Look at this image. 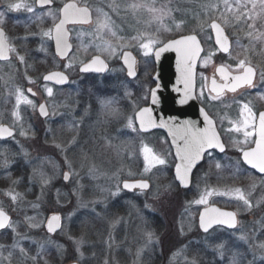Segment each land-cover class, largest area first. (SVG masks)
Returning <instances> with one entry per match:
<instances>
[{
  "label": "snow or ice",
  "instance_id": "6c2138e0",
  "mask_svg": "<svg viewBox=\"0 0 264 264\" xmlns=\"http://www.w3.org/2000/svg\"><path fill=\"white\" fill-rule=\"evenodd\" d=\"M182 2L183 0H165L163 3H158V0H119V2L111 0L106 5L108 10L105 11L102 7H89L87 3L80 6L75 0L65 3L59 9L54 7L55 0H35V6L26 3L25 0H17V2H7L4 11H0V61L8 62L7 65L0 66V73H3L6 83L13 80L11 69L15 67L13 57L9 53L14 54L17 64L25 67L24 75L28 82L36 83V80L27 75V68L31 67L29 60L33 57L26 45L31 41L37 43L34 51L45 55L48 53V42L54 41L55 55L66 61L63 65L64 70L49 71L42 76L43 81L46 82L43 88L48 98L45 103L37 106L25 94L26 91L31 96H35L36 93L32 88L25 90L12 83L8 95L14 97L15 102L12 110L7 114L8 123L3 122L4 114L0 113V169L4 170V178L10 182V186L3 190V194L11 200L12 211L23 213L22 221L14 220L3 207H0V238L11 237L10 243H0V264H13L14 261L15 264H49L46 257L53 250L58 257L63 258L67 249L53 239V236L64 237L70 241L75 251L73 259L76 264H81L85 260V254L81 251L86 243L85 236L84 234L79 237L74 236L70 227L74 223L73 217L76 216L77 211L87 209L88 215L104 219L108 216L109 198L118 197L123 190L133 192L140 190L142 194L151 188L147 179L122 181L110 187L92 181H97L101 177L111 180L127 167L128 161L135 162L140 157L144 163L143 173H152L153 169L162 172L167 168L168 158L173 153L157 152L144 141V134L151 133L154 129H167V133L171 136L170 143L175 145L174 155L178 159L175 164L174 180L179 182L180 187L190 189L193 186L194 170L198 175L200 168L205 165L209 168V172L200 177V180L205 181L204 189L200 190L199 198L189 201V204L208 205L209 198L213 195L226 196L239 204L238 211L205 207L198 220V227L203 235L199 240L182 241L180 246L171 252L168 264H176L177 260L181 264H202L201 250L213 254L212 264H264V236L259 230L249 234L238 218L240 212L249 213L254 208H258L260 201L254 205L250 199L251 193H246L241 187L221 190L206 183L208 175L214 168L218 180L226 179L223 173L231 170L233 180L247 177L253 181V189L257 186V181L264 185V111H260L257 115L254 111L255 98H248L251 96L249 90L257 87V81L264 83V0H200L196 10L181 7ZM37 6L41 11H37ZM20 11L31 15L28 25L25 26V34L16 37L22 49L18 51L16 45L9 42L5 24L6 12ZM121 12L124 13L123 16ZM144 15L147 19L142 21L141 17ZM113 16L120 19L121 23L118 24ZM128 16L136 20L138 25L143 23L144 30L128 25L126 23ZM46 17L51 19L52 24L45 29L41 25ZM166 17L169 18L171 26L163 24ZM69 23L92 25L90 29L78 32L75 52L66 27ZM154 23L159 27L149 30V26ZM31 24H36L38 30L27 31ZM161 29L167 32H179V38L165 42L157 35ZM205 34L206 40L213 41L215 45L207 52L201 43ZM245 40L247 43H244ZM133 48L142 56H154L157 60L162 53L175 51L178 54L177 68L180 75L174 87V91L179 96L174 98V103L185 106L190 101L199 100L202 105L209 109L215 108L217 111L210 112L206 107L199 109L203 127L199 126L201 121L181 120L179 116L167 118L161 116L157 119L153 106L161 103L158 95L161 91L159 84L154 89H148L146 95L138 97L134 96L127 84L113 85L114 89L123 88L122 98L128 102L126 107L131 110V114H128L117 107L119 101L116 97L110 96L107 87H98L95 92H89L91 99L81 109L79 118L73 116L67 125L72 133L71 137L59 143L56 142L57 137L54 134L51 137L55 148L59 150L62 164L60 161L44 157L39 165H34L29 159L30 154L16 139L17 126L19 136L25 139L34 138L31 128L24 127L21 105L30 106L33 110L38 108L39 114L46 120L57 115H67L66 112L59 111L61 107L74 112L73 105L79 106V101H73V105H70L67 99L58 102L56 100L58 93L54 92V87L49 86V83L68 84L70 81L67 73L77 66L82 73L109 72V65L102 58L104 54H107L109 59L116 58L122 61L127 76L134 79L137 72L136 58L131 51ZM89 49L96 54L86 62L80 60L77 65L75 62L78 60V54L81 50L87 53ZM69 53L72 55L70 56ZM201 53H205L203 58ZM217 54L226 55L234 62V66L220 64L216 69L219 81L217 76L213 75L210 83L209 78L201 73V84L197 90L195 71L197 61L202 59L203 66L207 67ZM5 67L9 68L8 72L4 71ZM121 70L123 71L124 68ZM16 71L19 69L17 68ZM229 93L232 94L231 99L228 98ZM256 97L264 100V91H257ZM142 101L149 102L151 106H142ZM233 105H236L237 109L236 118L229 115ZM93 116L101 128L113 122L116 124L122 122L123 126L116 129L115 136L103 134L96 138L91 126L85 124V120H91ZM88 130L93 131V135L89 137L92 146L85 150L87 141L84 137L88 135ZM129 130L130 133L136 134L138 143L121 139L130 134ZM48 133H52L51 128L48 129ZM240 136L243 139L233 138ZM226 140H230L231 143H226ZM13 145L22 155L23 165L31 168V174L27 177L28 184L39 186L40 195L37 196L36 202L26 201L24 193L15 190V186L20 185L24 177L13 178L11 171L13 165L18 167L21 165V161L15 158L17 153L13 151ZM245 146H248L247 149ZM228 148H235L241 154L238 161L227 156ZM105 152L112 153L114 164L112 160L100 159ZM224 160L228 162L222 163ZM105 164L108 167H104ZM241 164L250 166V169L242 168ZM250 170H254L255 174H250ZM110 171L111 175H109ZM57 181H62L61 187H67L68 191L55 189L56 204H59L61 199L65 204L70 203V197H75L76 211L62 216L53 206L49 209L51 215L43 217L39 212L43 197ZM196 187L199 188V181ZM28 190L31 191V187ZM157 198H159V189ZM97 205L102 206L100 211H97ZM132 207L136 206L132 205ZM28 208L34 210L36 214L29 216ZM145 208L151 206L145 204ZM38 216L41 218L38 219ZM121 219L123 218L113 217L109 220L111 227L115 228L120 224ZM141 219L145 242L137 249L133 264H152V255L156 253L162 240L157 231L151 228L150 223L143 220V217ZM21 223L27 229L23 233L18 230ZM41 229L47 233L43 241L28 235L29 231L38 232ZM185 235L187 233L181 219L177 226V236ZM25 241L28 242L27 246ZM113 241L114 238L109 233L106 241L107 250H111ZM33 245L36 246L35 254L31 252ZM145 250L148 252L147 256ZM159 254L163 256V248L159 249ZM92 255L95 257L96 254L93 252ZM103 264H109L107 254L103 258Z\"/></svg>",
  "mask_w": 264,
  "mask_h": 264
},
{
  "label": "rangeland",
  "instance_id": "374dc122",
  "mask_svg": "<svg viewBox=\"0 0 264 264\" xmlns=\"http://www.w3.org/2000/svg\"><path fill=\"white\" fill-rule=\"evenodd\" d=\"M32 0H25L26 3L31 2ZM184 1V0H183ZM190 5H192V10L198 9V5L200 0H188ZM81 3H87L89 7L96 8L102 7L105 11H107L106 5L111 2V0H80ZM119 2V0H117ZM165 0H158V3H163ZM183 4V2H182ZM182 4L180 6H182ZM124 13L121 12V16ZM95 18V13H94ZM113 19L116 20L118 24L121 23L120 19L116 16H113ZM147 16L144 15L141 17V20H146ZM126 23L128 25H133L135 27L140 28V30H144L145 25L143 23L137 24L136 20H134L131 16L127 17ZM165 26H171L169 18H165L163 21ZM92 25H85L76 27L73 30V41L76 44L75 50L78 45L77 34L80 31L90 29ZM156 27H159L158 24H152L149 26V30H152ZM126 31H130V29H126ZM134 34V33H133ZM157 35L160 36L162 40L165 42L176 38L180 35L179 32L172 31L167 32L161 29ZM87 40V37H85ZM203 45L205 46V51L207 52L210 48L215 47L213 41L206 40L205 37L201 40ZM244 43H247L245 40ZM132 52L138 57V77L136 79H132L127 76L126 67L123 66L122 61L107 57V54H104L103 58L108 62L109 72L106 74H88L81 73L79 71V67H75L73 70H70L68 74L72 78V85L65 88H55L54 92L58 93L56 95V100L58 102H63L67 99L70 105H73V101H79V106L73 105L75 111L72 112L69 109H65L61 107L59 111L66 112L67 115L60 116L57 115L50 120L43 121L39 118L38 108L33 110L30 106L21 105V114L24 116V127L31 128L34 132V138L25 139L24 137L19 136V127L17 126V135L16 139L19 140L20 145L23 146L25 150L30 154L29 159L32 161L34 165H39L40 161L44 157H49L52 160L60 161L62 164V159L59 154V150L55 148L52 142V135L54 134L57 139L56 142L59 143L61 141H67L72 133L68 130L67 125L71 122L73 116L79 118L81 113V109L86 106V103L90 101L91 97L89 96V92H95L98 87H107L110 96L116 97L119 101L117 107L125 110L128 114H131V110L126 107L128 102L122 98L123 96V88L114 89L113 85L127 84L128 88L133 92L134 96L146 95L148 89H150L151 82L153 83V74L155 73L156 67L154 62V56L144 57L140 54L136 49H131ZM48 54V53H47ZM96 54L92 49H89L87 53H84L82 50L78 54V60L75 62L77 65L80 60L87 61L91 58L92 55ZM50 55V53H49ZM72 55V54H71ZM203 54L202 58L204 57ZM52 56V54H51ZM66 63L63 59H55L52 57L51 61L47 60L43 62V64L37 65L34 67L38 71V76L33 77L36 80L35 84H30L26 79L25 82L31 87H33L38 93V99H35L28 93H25L29 96L30 99L34 101V103L38 106L39 102L48 100L46 93L44 91L43 85L41 83L43 73L52 70V69H63V65ZM219 64H233L234 62L226 55L217 54L216 57L213 58L212 62L208 64L207 67L203 66V60H200L199 68H198V81L201 84V76L203 73L204 76L210 78L211 72L215 71L216 67ZM44 65V66H42ZM124 68L122 71L121 69ZM25 71V67H23ZM9 71V68H6V72ZM13 73V80L11 82L6 83L5 78L2 75V79L4 80L3 85L5 86V96H4V104L9 107L6 112H4V118L7 119V114L12 110L14 106V98L8 95V90L11 87V84L14 83L17 85V80L15 78V68L11 69ZM23 71V72H24ZM24 74V73H23ZM25 77V75H24ZM132 81L128 83V81ZM74 81V83H73ZM40 82V85H38ZM50 86V85H49ZM251 92V96L248 98L254 99V111L258 112L260 109H264V100H260L256 97L257 91H264V83H260L257 81V87L255 89L249 90ZM239 99V93L236 94ZM228 98H232V94L229 93ZM146 101H142L141 105ZM98 107V106H97ZM51 110V109H50ZM213 112L217 111L215 108H211ZM223 112H221V115ZM229 115L232 118H236L237 109L236 105L232 106V110ZM86 125H90L91 129L95 132V137L99 138L103 134H107L110 136H115L116 129L122 128L123 123L116 124L113 122L112 124L101 128L96 123L95 116L92 117L91 120H85ZM52 125V126H51ZM64 125V127L56 126ZM52 129V133L48 134V129ZM56 128V130H55ZM87 130V129H86ZM88 130V135L84 137L87 141L85 144V150L92 146V140L89 138L93 135V131ZM42 132V134L39 133ZM130 133V130H129ZM47 135V137H46ZM83 135V133H82ZM49 137V138H48ZM145 143H147L150 147H152L157 152H166L171 151V148L165 143V139L160 134H144L143 136ZM238 139H243L240 137H233ZM121 139L131 140L135 143H138L136 139L135 133H130L126 137H121ZM47 141V142H46ZM230 144L231 141L227 140ZM13 151L16 152V159L21 161V165L18 167L13 165L11 169L12 174L17 176H23L24 181L20 185L15 186V190L17 192L24 193L26 201L36 202L37 196L40 195L39 186L29 185L27 182V178L31 174V168L24 166L22 161L23 157L20 154L18 148L13 145ZM246 148L248 146H245ZM240 153L235 148H228L227 156L231 157L232 160L238 161ZM100 159L105 161L112 160L113 164L115 160L112 156L111 152H105ZM169 163L167 168L164 171H157L153 169L152 173H143V159L140 157L135 162L128 161L127 167L123 169V171L119 172L117 176L113 177L111 180L101 177L97 181H92V183H99L104 185L105 187H110L114 183H119L125 180H141L147 179L151 188L142 194L140 190L128 191L123 190L118 197L109 198L108 202V216L104 219H97L91 215H88L87 209H79L77 211L76 216L73 217L74 223L71 224V233L79 237L77 234L80 231L82 234L88 235L89 230L94 232H99L100 237L95 242L90 239H86V243L81 248V251L85 254V260L81 262V264H103V258L105 255H108L109 264H133L136 260V251L138 248L142 247L144 244V235L142 231V219L146 220L150 223L151 228L155 229L157 233L160 235L162 244L157 247V251L152 255V264H168V257L171 255V252L178 248L182 241L186 242L188 239H196L199 240L203 233L200 231L198 227V215L199 211L202 207H207L211 204H218L221 207L230 208L234 211H238L239 204L238 202L229 199L226 196H217L213 195L209 198L208 205H196L189 204V201H193L199 198L200 190L204 189L205 181L200 180V177H203L205 173L209 172V168L207 165L199 169V174L194 177V184L191 189L187 190L180 187L178 181L174 180V166H175V158L174 156H170L168 158ZM99 163V160L97 161ZM227 160L222 161V163H227ZM104 167H108L107 164ZM242 168H246L241 164ZM17 172V173H16ZM154 173V174H153ZM250 174H255L250 171ZM83 175V173H82ZM111 175V171L109 172ZM223 175L227 177L226 179H217V174L215 169H212V172L208 175L206 183L211 187H218L221 190H228L229 188L241 187L245 190L246 193H251L250 199L255 205L257 201H260V206L258 208H254L252 212L239 213V220L242 222V225L249 234L253 231L259 230L261 235L264 236V185L259 184L257 181V186L253 189L252 183L253 181L247 177H241L239 179L233 180L231 178V170H226ZM199 181V188L196 187L197 182ZM87 182V181H86ZM63 184L62 181H57L55 185L51 188V190L47 191L45 196L43 197V203L41 204V208L39 212L42 213L43 217H47L51 215V209L55 206L62 216L76 211V199L75 197H70V203H64L63 199H61L59 204H56V188H61L62 192L68 191L67 187H61ZM10 186V182L4 178V170L0 169V207H3L5 211H7L14 220L20 219L22 221L23 213L12 211L13 204L9 197L3 194V190L7 189ZM29 187H31V191H29ZM159 189V198H157V190ZM86 199L90 197H85ZM145 204L150 205L151 208H145ZM132 205L136 207L133 208ZM27 207V205H25ZM101 205H97V211L101 210ZM187 208V211L185 209ZM139 210V211H137ZM27 214L29 216L35 215L36 212L30 208H28ZM113 217H122L120 224L116 225L115 228H112L109 220ZM38 219L41 216L37 217ZM183 219L185 232L187 235L185 236H177V226L178 222ZM259 221V223H255ZM189 225L191 226V230L189 231ZM21 233L27 231V229L21 223L20 228L18 229ZM109 233H111L114 238L113 245L111 250L106 249V241H108ZM28 235L33 236V238L37 240L43 241L46 237L47 233L44 229L37 231H29ZM53 239L57 240L58 243L63 244L67 252L65 253L63 258L57 256L56 252L53 250L46 258L49 261V264H69L74 262L73 256L75 255L74 246L70 241H68L64 237L53 236ZM11 237L0 238V243H10ZM27 241H25V245L27 246ZM96 244V246L94 245ZM163 248V256L159 254V249ZM36 246L33 245L31 248L32 254H35ZM95 253V257H93L92 253ZM148 255L147 250H145V256ZM200 255L206 256V260L209 264H212L214 260L213 254L208 251L205 252L201 250ZM15 264V261L13 262ZM176 264H181L179 260H177Z\"/></svg>",
  "mask_w": 264,
  "mask_h": 264
},
{
  "label": "flooded vegetation",
  "instance_id": "af4514ba",
  "mask_svg": "<svg viewBox=\"0 0 264 264\" xmlns=\"http://www.w3.org/2000/svg\"><path fill=\"white\" fill-rule=\"evenodd\" d=\"M7 2H17V0H0V11H4L5 4ZM68 2H73V0H55L54 7L57 8V9L62 8L63 5L65 3H68ZM75 2L78 5H80V6H83L84 5L83 3L80 2V0H75ZM28 4H32V5L35 6V0H32L31 2H28ZM37 11L38 12L41 11V9L38 6H37ZM30 15L31 14H29V13H27L25 11H20V12H6L5 31L7 33V37L9 39V42L15 44L18 51H21L22 49H21L20 41L17 40L16 37H20V36H23L25 34V32H26V27L25 26L28 25V23H29V16ZM51 24H52L51 19L46 17L45 18V22L41 25V27H43V28L46 29V28L50 27ZM80 26H85V25H81V24H70V25H68V30L70 32V41L73 44V52H74L75 47H76V44L73 41V30H74V28L80 27ZM37 30L38 29H37V25L36 24H31L27 28V31H29V32H34V31H37ZM26 47L30 50L31 56L33 57V59H30L29 60V64L31 65V67L27 68V75L28 76H33V77L38 76V71L34 67H36L37 65L43 64V62H46L47 60H50L51 61L52 57H54L55 59L57 58V59H60L61 60V58H59V57H57L55 55V43H54V41H49L48 42V54L47 55H45L44 53H40V52L34 51V49L37 47V43L35 41L29 42L26 45ZM49 53H50V55H49ZM51 54H52V56H51ZM9 55L13 57V64L15 65V67H14L15 68V74L14 75H15V78L17 80V86H19V87H21L22 89H25V90L27 88H32L33 92L36 93V95L33 96V97L35 99H38L39 93L33 87L29 86L27 84V82H25L26 81V78L24 77V74H23V73H25V71L23 70V67L24 66H21V65H19V64H17L15 62L14 54L13 53H9ZM70 56H71V54H70ZM7 64H8V62H6V61H0V66H5ZM42 66H44V65H42ZM6 68L7 67L4 68V71L5 72H6ZM17 68L19 69V71H16ZM216 69H217V67H216ZM216 69H215V71L211 72L210 78H209V83H210L211 78L213 77V75H216L217 76V79L219 81V75H218V73H216ZM54 70H62V69H52V70H49V71H54ZM49 71L43 73V75H46ZM69 77H70V83L68 85H66V86H63V88L69 87V86L72 85L71 84L72 83V78H71L70 75H69ZM137 77L138 76H136L134 79H136ZM152 79H153V77H152ZM3 83H4V80L2 79V75L0 73V113H3L4 114V112H6L9 107L5 106V104H4V100H5L4 99V96H5L6 91H5V86L3 85ZM41 83H44L45 84L46 82H44L43 79H42L41 80ZM38 85H40V82H39ZM49 85L50 86H53L55 88H62L61 86L52 85L51 83H49ZM154 86H155V81L153 79V83L151 82V84H150V89H153ZM196 87H197V90L200 87V83L198 81V74H197V85H196ZM25 93H27V92L25 91ZM45 102L46 101H41L38 104L45 103ZM199 103H200V105L202 107H206L205 105H202L200 101H199ZM149 105L150 104L147 101L144 102V104H142V106H144V107H147ZM206 110H210V112H213L211 109H209L207 107H206ZM260 111H264V109H260L257 112V115L259 114ZM38 114H39V111H38ZM39 118L42 119L43 121L50 120V119H47L46 120L45 118L41 117L40 114H39ZM3 122L4 123H8V120L4 118ZM16 132H17V129H16ZM156 133L162 135V137L165 139V141H168L167 144H168V146L172 150L173 156L175 158V163H176V157L174 155V151H173V148H172V144L170 143V141H171L170 135L167 133V131L162 130V129L152 130V132L151 133H148V134H156ZM226 143H228L227 140H226ZM251 146L254 147V145H251ZM227 152H228V149H227ZM221 155H223V154H221ZM240 155H239V159H240ZM242 165L244 167H246V168H249L248 166H246L244 164H242ZM250 171H252L254 173V170H250ZM195 175H196V172L194 170L193 184H194V177H195ZM184 189H186V188H184Z\"/></svg>",
  "mask_w": 264,
  "mask_h": 264
},
{
  "label": "water",
  "instance_id": "95a60500",
  "mask_svg": "<svg viewBox=\"0 0 264 264\" xmlns=\"http://www.w3.org/2000/svg\"><path fill=\"white\" fill-rule=\"evenodd\" d=\"M70 24H73V23H69L68 25H70ZM68 25L66 26L67 29H68ZM69 34H70V32H69ZM177 38H179V37H177ZM70 43H71V41H70ZM202 45H203V43H202ZM70 54L71 53H69V55ZM132 54L136 58V72L138 75V68H137L138 59H137V56L135 55L134 52H132ZM202 55H203V53H201V57H202ZM154 60L156 63V71H155V74L153 76V79H154L156 84L153 87V89L156 87L157 84H159L161 86V91L158 93V95L160 96V99H161V103L159 105L153 106L154 114L157 116V119H159L161 116H163L165 118H167L168 116H179V118L181 120L190 119V120L201 121L199 126L203 127L202 117L199 114V109L202 106L200 105L198 100L190 101L189 104L185 105V106H180V105L174 103V98H178V96H179V94L174 91V87L176 85V80L178 79V77L180 75L178 68H177L178 54L173 50H169V51L162 53L158 60L154 57ZM199 61L200 60H198L196 63V68H195L196 74H197V68L199 65ZM54 71H56V70H54ZM105 73H98V74H105ZM157 77H158V79H157ZM69 81H70V77H69ZM196 82H197V75H196ZM68 84L56 85V86H66ZM149 106H151V105H149ZM162 130L167 131V129H162ZM170 139H171V136H170ZM172 148H173V151L175 153V145H172ZM176 161L178 162L177 158H176ZM248 167L250 168V166H248ZM174 175H175V169H174ZM125 181L132 182V181H137V180H125ZM207 207H209V208L216 207V208H220L221 210H224V211H234L231 209L222 208L217 204H212V205L207 206ZM204 209H205V207L200 210L199 215H200V213H202L204 211ZM198 220H199V216H198ZM69 264H76V261L71 262Z\"/></svg>",
  "mask_w": 264,
  "mask_h": 264
},
{
  "label": "trees",
  "instance_id": "16d2710c",
  "mask_svg": "<svg viewBox=\"0 0 264 264\" xmlns=\"http://www.w3.org/2000/svg\"><path fill=\"white\" fill-rule=\"evenodd\" d=\"M181 7H183V8H186V9H189V10H192V5H190V3H189V1L188 0H184L183 1V4H182V6ZM90 74H88L87 76H89ZM59 126H63L64 127V125H59ZM58 125L56 126V128L57 127H59ZM56 128H55V130H56ZM57 129H62V128H57ZM39 133L40 134H42V132L41 131H39ZM49 134V133H48ZM46 137H47V135H46ZM49 138V137H48ZM17 173V172H16ZM13 176H15V175H13ZM15 178V177H14ZM27 178V177H26ZM189 190V189H188ZM77 234L78 235H80V234H82L80 231H78L77 232ZM84 236H85V238L86 239H90V241H94L95 242V240H98L99 239V237H100V233L97 231V232H94V231H91V230H89V233H88V235H85L84 234ZM95 246H96V244H94ZM96 258V257H95ZM207 258H206V256H203V261H202V264H209L208 262H207V260H206ZM156 264H158V263H156Z\"/></svg>",
  "mask_w": 264,
  "mask_h": 264
}]
</instances>
